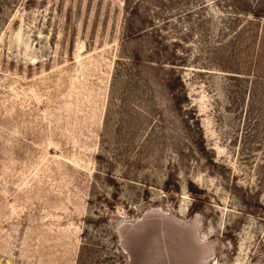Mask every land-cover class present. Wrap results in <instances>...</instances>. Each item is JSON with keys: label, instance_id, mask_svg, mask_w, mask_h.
I'll return each instance as SVG.
<instances>
[{"label": "rangeland", "instance_id": "1", "mask_svg": "<svg viewBox=\"0 0 264 264\" xmlns=\"http://www.w3.org/2000/svg\"><path fill=\"white\" fill-rule=\"evenodd\" d=\"M264 0H0V264H264Z\"/></svg>", "mask_w": 264, "mask_h": 264}, {"label": "trees", "instance_id": "2", "mask_svg": "<svg viewBox=\"0 0 264 264\" xmlns=\"http://www.w3.org/2000/svg\"><path fill=\"white\" fill-rule=\"evenodd\" d=\"M125 2H127V0H125ZM260 14L261 15H257V16H260L261 18H264V5L262 6Z\"/></svg>", "mask_w": 264, "mask_h": 264}]
</instances>
